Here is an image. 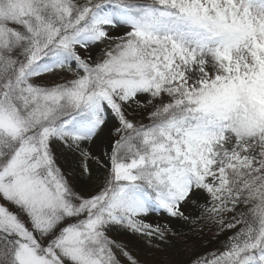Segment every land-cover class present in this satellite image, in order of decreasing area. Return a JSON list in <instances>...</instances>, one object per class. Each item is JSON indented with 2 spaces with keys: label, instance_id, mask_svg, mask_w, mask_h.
Returning <instances> with one entry per match:
<instances>
[{
  "label": "snow or ice",
  "instance_id": "6c2138e0",
  "mask_svg": "<svg viewBox=\"0 0 264 264\" xmlns=\"http://www.w3.org/2000/svg\"><path fill=\"white\" fill-rule=\"evenodd\" d=\"M53 144L103 147L104 182ZM187 206L231 233L191 264H264V0H0V264H140L108 233L158 247Z\"/></svg>",
  "mask_w": 264,
  "mask_h": 264
},
{
  "label": "rangeland",
  "instance_id": "374dc122",
  "mask_svg": "<svg viewBox=\"0 0 264 264\" xmlns=\"http://www.w3.org/2000/svg\"><path fill=\"white\" fill-rule=\"evenodd\" d=\"M126 31L121 29L120 32ZM105 45H100L91 50L93 61L100 55V49ZM72 77V72L67 69L56 70L48 73L36 81L43 86H51L63 83ZM144 99V97H140ZM150 109H141L135 112H129V119L137 123H148L147 113ZM115 124V121H113ZM110 127L112 125H109ZM107 143V141H105ZM53 144V153L55 156L56 166H58L59 157L65 146ZM88 152L89 157L82 163L81 170H69L64 173L75 191L82 195L94 192L97 187L102 184L108 175V166L105 157V149L103 147L97 149L94 144H86L83 146ZM79 152V151H78ZM87 165L88 173L83 172L84 166ZM61 169V168H60ZM185 215L189 220L174 219L166 214H153L145 218L146 222L153 226H167L171 231L168 233L166 242H157L158 247L149 245L146 238L126 233L120 230H113L108 235L116 241L121 242L126 250L130 252L140 264H191V261L198 256H205L213 251L219 252L223 250V244L226 237L231 235L229 232L215 235V228L212 230L202 224L193 225L192 221L197 218L198 211L196 208L187 206L183 208ZM117 255H119L117 253ZM121 264L126 262L121 257Z\"/></svg>",
  "mask_w": 264,
  "mask_h": 264
},
{
  "label": "trees",
  "instance_id": "16d2710c",
  "mask_svg": "<svg viewBox=\"0 0 264 264\" xmlns=\"http://www.w3.org/2000/svg\"><path fill=\"white\" fill-rule=\"evenodd\" d=\"M63 146V145H62ZM61 146V147H62ZM85 161L84 157L74 149H69L64 147L61 151L58 166L61 168L63 173L68 172L72 169H77V171L81 170L82 163Z\"/></svg>",
  "mask_w": 264,
  "mask_h": 264
}]
</instances>
